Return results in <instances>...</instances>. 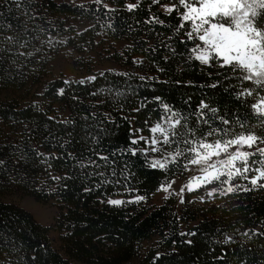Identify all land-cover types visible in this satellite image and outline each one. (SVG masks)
Returning <instances> with one entry per match:
<instances>
[{"label":"trees","instance_id":"obj_1","mask_svg":"<svg viewBox=\"0 0 264 264\" xmlns=\"http://www.w3.org/2000/svg\"><path fill=\"white\" fill-rule=\"evenodd\" d=\"M170 2L175 0L155 5L140 0L129 11L125 5L136 0H0V264H264V236L252 234L264 232L262 180L253 187L235 177L231 183L250 190L208 197L212 187H226L213 182L185 192L180 205L174 195L160 205L149 202L163 183L184 172L179 164H169L167 171L149 168L140 151L144 142L130 144L135 129L150 136L148 129L163 114L153 96L187 117L198 137L207 131L195 124L202 99L229 119L225 127L264 136L250 108L264 89L236 79L227 68L196 61L190 49L199 41L183 35L189 26L176 31L178 14L161 9ZM153 16L163 25L149 21ZM62 49L74 51L73 64L83 75L52 74L49 62ZM96 50L116 67L96 69ZM90 76L96 79H86ZM217 79V88L207 87ZM244 87L254 89L253 96L236 99ZM141 102L144 107L133 111ZM217 126L220 122L213 121ZM130 147L137 148L136 156L121 151ZM96 152L110 163L89 165ZM154 157L159 153L147 159ZM253 159L259 154L249 158L250 165ZM55 176L69 178L51 179ZM16 193L55 204L54 223L45 226L4 199ZM118 196L126 200L107 203ZM136 196L143 199L128 200ZM52 230L59 234L60 251L52 245ZM226 236L231 237L227 244Z\"/></svg>","mask_w":264,"mask_h":264},{"label":"snow or ice","instance_id":"obj_2","mask_svg":"<svg viewBox=\"0 0 264 264\" xmlns=\"http://www.w3.org/2000/svg\"><path fill=\"white\" fill-rule=\"evenodd\" d=\"M94 2L101 4L102 0H94ZM139 3L140 0H136V3H128L125 7L132 11L137 8ZM151 3L159 4L160 0H151ZM103 7L110 12L116 11L109 8L107 4H104ZM161 8L165 12L178 14L179 24L175 26L176 31L185 28L187 24L189 28L184 31L183 35L188 41L200 42L190 49L196 61L205 66L218 65L220 69L227 68L236 79L250 82L257 88L264 89V0H175L169 4H162ZM149 21L160 25L164 23L154 16L150 17ZM149 21H145V23ZM4 39L8 42L13 40L10 36ZM172 52L173 55L176 54L175 50ZM156 71L163 72L164 70L157 68ZM216 75L219 77L220 73L217 72ZM139 78L141 80L154 79L152 76H140ZM86 79L95 80L96 77L90 76ZM83 82L81 81V83ZM219 83V79H217L208 83L207 87L214 89L218 87ZM253 91L254 89L250 87H244L235 93V98L252 97ZM63 92L64 90L60 89L58 94L62 95ZM256 97V102L252 103L250 108L258 118L260 125L264 126V96H260L257 92ZM73 99L76 98L73 97ZM153 101L159 104L163 114L148 129L152 135L140 136L141 129H135L136 137L130 140L131 145H136L139 141L144 142V148L140 151L145 155L149 168L167 171L169 164L173 166L179 164L184 171H190L191 166H194L199 175L193 176L185 186L189 192L204 185H211L213 182L226 186L223 190L212 187L206 193L208 197H212L216 193L224 196L237 190L245 192L250 190L239 184L231 183L235 177L247 180L253 187L258 185V181L264 179V147L260 146L264 145V136L257 135L251 130L236 132L225 127L230 124L229 119L218 115L220 110L205 103L202 99L196 108L195 124L197 127L201 124L206 125L207 131H202L198 137L196 131L189 127L187 117L181 116L178 111L164 103L160 96H153ZM145 102H141L139 107L134 108L133 111H139L144 107ZM204 110L211 114L209 119H205ZM213 121H219L220 126L212 127ZM235 123L241 129L246 127L245 123H241L239 119L235 120ZM210 137L211 139H209ZM172 145H175V148H172ZM165 146L168 149L166 154ZM243 149H252V151ZM121 151H127L131 156H136L138 150L135 147H130ZM155 153H159V158L147 159L149 154ZM257 153L259 159H253L250 165L249 158L255 157ZM69 155L71 154L69 153ZM111 155L115 156L116 153L113 152ZM95 156V160H89V165H95L96 168L101 167L96 163V160L102 161L104 164L110 163L108 156L101 155L99 152H96ZM52 158L56 159L57 157L53 156ZM45 159L48 158L45 157ZM257 164L258 167H253ZM80 166L85 167L84 164ZM249 171L254 173L251 177L247 175ZM68 178L51 177L53 180ZM172 183L174 181H169L167 185L162 184L160 189L167 192ZM259 187L264 188V183L259 184ZM84 191L87 192L89 189L85 187ZM179 191L183 193L184 187ZM135 199L141 200L143 197L137 196ZM180 202H184L183 198ZM107 203L120 205L123 201L109 199ZM252 234L264 236V232L257 233L255 230ZM241 235L247 237L248 232H243ZM230 239L231 237L226 236L224 243H229ZM186 243L191 244V240Z\"/></svg>","mask_w":264,"mask_h":264},{"label":"rangeland","instance_id":"obj_3","mask_svg":"<svg viewBox=\"0 0 264 264\" xmlns=\"http://www.w3.org/2000/svg\"><path fill=\"white\" fill-rule=\"evenodd\" d=\"M58 3L66 2L71 4H83L85 2H90L94 0H55ZM163 10V8H161ZM78 28H83L82 26L78 25ZM198 42L197 44H199ZM92 56H94V66L96 69L99 68H114L116 65H112L110 62L104 59L103 56L99 53L98 50L92 52ZM75 53L71 49H62L56 55L53 56V59L49 62L50 63V71H52L53 75H64L66 77H79L82 74V71L74 66L73 59L75 58ZM152 135V134H151ZM261 147H264V145H260ZM243 150H249L252 151V149H243ZM258 154V153H257ZM199 175V172L196 170L194 166H191L190 171H184L183 174L176 176L174 179L170 181H174V183L171 184V187L167 192L159 189L154 195H152L149 199V202L153 205H160L166 197L170 195H174V197L177 198L178 204H181V198L183 197V194L185 192H188L187 188L185 187L187 183L192 179L193 176ZM264 183V179H262ZM169 182V181H168ZM168 182L163 183V185H167ZM184 187V192L180 193V189ZM204 187V186H202ZM137 197V196H136ZM6 201L18 204L22 206L25 210H27L31 215H33L38 222H40L43 225H52L56 219L57 215V208L55 204L53 203H46L43 204L41 202H38L33 197L26 196V195H20L18 193L16 194H9L4 198ZM112 199H119L122 201H125L126 198L122 196H118ZM135 199V197L128 198V200ZM142 200V199H141ZM144 201H147L144 199ZM50 239L52 242V245L57 250H61V245L59 244V234L57 231L52 230L50 232Z\"/></svg>","mask_w":264,"mask_h":264}]
</instances>
